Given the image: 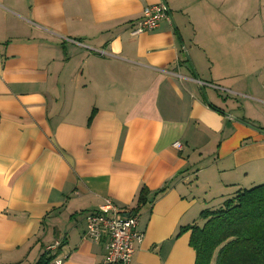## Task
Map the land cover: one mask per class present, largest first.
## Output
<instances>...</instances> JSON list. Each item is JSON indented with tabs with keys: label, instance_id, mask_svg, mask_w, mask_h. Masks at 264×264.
Wrapping results in <instances>:
<instances>
[{
	"label": "crops",
	"instance_id": "0c3cea01",
	"mask_svg": "<svg viewBox=\"0 0 264 264\" xmlns=\"http://www.w3.org/2000/svg\"><path fill=\"white\" fill-rule=\"evenodd\" d=\"M160 3L171 23L133 37ZM256 182L264 0H0V264L57 242L52 262L102 264L104 199L138 216L132 264H195L180 229Z\"/></svg>",
	"mask_w": 264,
	"mask_h": 264
},
{
	"label": "trees",
	"instance_id": "16d2710c",
	"mask_svg": "<svg viewBox=\"0 0 264 264\" xmlns=\"http://www.w3.org/2000/svg\"><path fill=\"white\" fill-rule=\"evenodd\" d=\"M164 189L162 190V192ZM216 211H203L190 232L195 264H264V184L239 190ZM45 252L37 264H51Z\"/></svg>",
	"mask_w": 264,
	"mask_h": 264
},
{
	"label": "built area",
	"instance_id": "2783aa9c",
	"mask_svg": "<svg viewBox=\"0 0 264 264\" xmlns=\"http://www.w3.org/2000/svg\"><path fill=\"white\" fill-rule=\"evenodd\" d=\"M162 22L171 23L165 4L152 5L145 8L141 19L132 28L131 35L138 36L152 33ZM101 55H104L101 52ZM182 151L183 146L176 142L172 146ZM84 238L93 243L104 242V258L102 264H132L136 247L143 242L144 234L138 229V216L127 210L120 209L110 199H104L100 206L85 213ZM60 244L47 247L46 251L56 250ZM51 264H62L57 260Z\"/></svg>",
	"mask_w": 264,
	"mask_h": 264
},
{
	"label": "rangeland",
	"instance_id": "374dc122",
	"mask_svg": "<svg viewBox=\"0 0 264 264\" xmlns=\"http://www.w3.org/2000/svg\"><path fill=\"white\" fill-rule=\"evenodd\" d=\"M261 184H262V182H260ZM259 182H256V183H254V184H252L251 186H248V185H245L244 186V189H250V187H255V186H258V185H261ZM225 205L223 204L222 206H221V208L222 207H224Z\"/></svg>",
	"mask_w": 264,
	"mask_h": 264
},
{
	"label": "water",
	"instance_id": "95a60500",
	"mask_svg": "<svg viewBox=\"0 0 264 264\" xmlns=\"http://www.w3.org/2000/svg\"><path fill=\"white\" fill-rule=\"evenodd\" d=\"M169 13V12H168ZM170 15V14H169Z\"/></svg>",
	"mask_w": 264,
	"mask_h": 264
}]
</instances>
